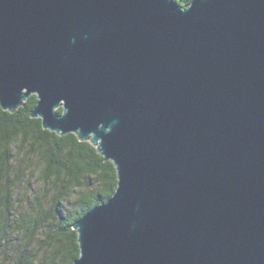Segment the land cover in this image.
<instances>
[{"label": "water", "instance_id": "1", "mask_svg": "<svg viewBox=\"0 0 264 264\" xmlns=\"http://www.w3.org/2000/svg\"><path fill=\"white\" fill-rule=\"evenodd\" d=\"M31 95L117 175L72 264H264V0H0V107Z\"/></svg>", "mask_w": 264, "mask_h": 264}, {"label": "trees", "instance_id": "2", "mask_svg": "<svg viewBox=\"0 0 264 264\" xmlns=\"http://www.w3.org/2000/svg\"><path fill=\"white\" fill-rule=\"evenodd\" d=\"M36 102L31 95L14 112L0 107V264H72L79 257L73 223L117 185L113 163L88 141L30 116Z\"/></svg>", "mask_w": 264, "mask_h": 264}]
</instances>
